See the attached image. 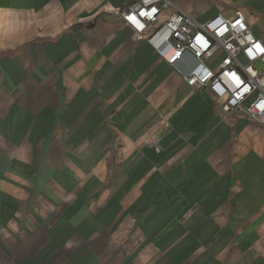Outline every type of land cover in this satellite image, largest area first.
Here are the masks:
<instances>
[{"label":"crops","instance_id":"0c3cea01","mask_svg":"<svg viewBox=\"0 0 264 264\" xmlns=\"http://www.w3.org/2000/svg\"><path fill=\"white\" fill-rule=\"evenodd\" d=\"M129 1L0 0V264H264V124L136 40Z\"/></svg>","mask_w":264,"mask_h":264},{"label":"built area","instance_id":"2783aa9c","mask_svg":"<svg viewBox=\"0 0 264 264\" xmlns=\"http://www.w3.org/2000/svg\"><path fill=\"white\" fill-rule=\"evenodd\" d=\"M171 5V0H130L117 14L191 89L208 91L224 113L264 124V42L245 13L217 11L199 20ZM188 59L193 64L184 71L179 65Z\"/></svg>","mask_w":264,"mask_h":264},{"label":"rangeland","instance_id":"374dc122","mask_svg":"<svg viewBox=\"0 0 264 264\" xmlns=\"http://www.w3.org/2000/svg\"><path fill=\"white\" fill-rule=\"evenodd\" d=\"M171 1L174 3L175 6H178L181 9L191 13L193 16L197 17L199 20L205 19L217 11H227V10H234V9L235 10L241 9L243 12L250 13L252 17L258 14V11L255 8H253V5L249 3H245V5H242V2L240 0H171ZM174 5H171L170 7L171 10L174 9L175 7ZM123 6L121 5L119 8ZM116 12H117V9H115L114 13ZM260 21L262 23V33L264 37V20H260ZM241 128H242V132L244 135V138L242 139V144L246 145V148L252 147V145L256 143V140L253 139V135L251 131L248 129V127L244 129V126H242ZM112 136H113V139L117 137V135H114V133H112ZM237 138L238 137L234 136V140H237ZM151 139L156 140L155 145H153V147L156 151H158L159 147L157 145V139L155 137L147 138L146 140L147 144L152 145L150 143ZM236 142H238V140ZM241 152L243 151L241 150ZM241 152L238 153V156L240 157H242ZM245 156L247 159H254V160L260 157L262 158V154L256 153L255 150L251 152L249 150L248 154H246ZM245 169H247L245 174H247V172L250 174L251 167L249 169L246 167ZM253 169L255 172H258L260 175L264 174L260 166H257V167L253 166Z\"/></svg>","mask_w":264,"mask_h":264}]
</instances>
